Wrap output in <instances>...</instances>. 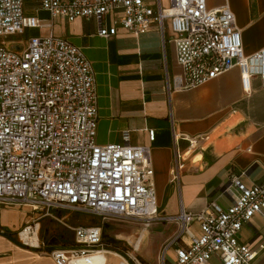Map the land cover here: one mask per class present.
<instances>
[{
    "label": "built area",
    "instance_id": "2783aa9c",
    "mask_svg": "<svg viewBox=\"0 0 264 264\" xmlns=\"http://www.w3.org/2000/svg\"><path fill=\"white\" fill-rule=\"evenodd\" d=\"M50 19H94L97 35L108 39L123 30L133 36L159 32L172 43L181 72L169 79L167 92L197 88L238 68L244 91L257 75L264 88V49L243 54L240 31L227 8L210 9L205 0H33ZM25 0H0V206L26 207L142 222L157 219L158 207L148 146L100 145L96 141L97 94L91 63L82 50L53 35L23 37L41 21L25 15ZM109 17H112L109 21ZM170 37H166L167 33ZM13 38L6 40L7 38ZM174 141L178 140L173 135ZM149 140H154L149 132ZM192 152L208 137L186 139ZM177 145V143H176ZM184 154L176 147L170 182L178 183ZM200 161V159H198ZM197 162V161H196ZM230 204L215 202L193 214L181 208L171 218L178 230L170 264H254L257 252L238 241L242 227L264 212V184L246 187L236 179L223 187ZM40 218L24 232L38 241ZM197 223L199 234L190 231ZM72 245L44 250L55 264H91L103 251L97 225L73 228ZM187 237V242L183 237Z\"/></svg>",
    "mask_w": 264,
    "mask_h": 264
},
{
    "label": "crops",
    "instance_id": "0c3cea01",
    "mask_svg": "<svg viewBox=\"0 0 264 264\" xmlns=\"http://www.w3.org/2000/svg\"><path fill=\"white\" fill-rule=\"evenodd\" d=\"M205 1L210 9L227 7L234 14L245 56L264 49V0ZM24 6L25 15L39 19L41 25L32 29V35L27 30L22 42L53 35L80 48L91 63L97 143L121 144L127 137L131 146L150 147L157 207L171 213L170 217L178 216L181 208L196 214L211 202L227 208L230 201L222 189L232 179L246 187L264 184V88L259 76L251 78L247 92L239 69L233 68L197 88L168 93L166 77L178 74L179 66L173 44L163 45L156 28L140 36L119 30L104 39L97 35L94 19L53 20L36 1L25 0ZM149 132L154 134L153 141ZM201 136L209 138L208 144L191 153L185 138ZM176 147L184 154V168L173 184L170 170ZM32 215L26 207L0 206V264H55L18 237ZM190 231L199 234L197 223ZM183 239L187 242L186 236ZM238 241L257 252L254 264H264V212L242 227ZM37 242L44 250L54 248L39 236ZM168 250L165 258L170 264L174 247ZM211 264L219 263L214 259Z\"/></svg>",
    "mask_w": 264,
    "mask_h": 264
},
{
    "label": "rangeland",
    "instance_id": "374dc122",
    "mask_svg": "<svg viewBox=\"0 0 264 264\" xmlns=\"http://www.w3.org/2000/svg\"><path fill=\"white\" fill-rule=\"evenodd\" d=\"M31 31L32 29L29 30L30 35H32ZM26 37L27 34L25 33L23 37H15L14 40L25 39ZM11 39L13 38H7L6 40ZM180 72L179 68L176 73ZM27 209L30 211L29 208ZM31 213L34 218H40L38 236L49 247H70L73 240L72 230L79 225H97L101 227L103 235L102 248L104 251H108L106 253V264H121L124 261L128 264H160L164 248L171 240L172 235L178 230L177 224L171 221L173 217L170 216L172 214L163 211L160 206H158L157 219L148 225L130 220L102 219L63 210H52L49 215L44 212ZM30 237L38 245L36 237ZM167 256H169L168 252Z\"/></svg>",
    "mask_w": 264,
    "mask_h": 264
},
{
    "label": "bare ground",
    "instance_id": "6f19581e",
    "mask_svg": "<svg viewBox=\"0 0 264 264\" xmlns=\"http://www.w3.org/2000/svg\"><path fill=\"white\" fill-rule=\"evenodd\" d=\"M20 238L22 241L28 242L32 245H37L36 243L33 242V239L30 236H28L27 232L22 233ZM107 252L108 251L103 250L102 252L97 253L94 256L91 264H105ZM121 264H128V263L124 261V263Z\"/></svg>",
    "mask_w": 264,
    "mask_h": 264
}]
</instances>
